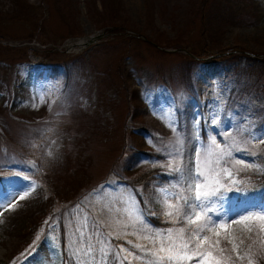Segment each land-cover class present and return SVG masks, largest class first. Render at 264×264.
<instances>
[{"label":"rangeland","instance_id":"1","mask_svg":"<svg viewBox=\"0 0 264 264\" xmlns=\"http://www.w3.org/2000/svg\"><path fill=\"white\" fill-rule=\"evenodd\" d=\"M235 99L245 114L228 108ZM261 137L264 0L0 4V209L21 239L0 264H155L169 244L154 230L188 236L195 213L204 231L184 264L203 259L197 244L221 264H262L264 198L252 180L264 174ZM193 162L222 197V219L187 209L183 197L205 183ZM152 167L169 182L133 187ZM15 180L37 189L29 204L39 207L6 210ZM177 209L178 223L162 222ZM172 235L175 255L183 241Z\"/></svg>","mask_w":264,"mask_h":264},{"label":"snow or ice","instance_id":"2","mask_svg":"<svg viewBox=\"0 0 264 264\" xmlns=\"http://www.w3.org/2000/svg\"><path fill=\"white\" fill-rule=\"evenodd\" d=\"M262 140H264V137H261ZM214 143V140H213ZM241 151H246V150H241ZM228 155H231V153H228ZM246 155H249L246 153ZM254 155V154H251ZM240 163H243V160L240 161ZM249 168L252 167V165H248ZM198 164L197 162H193L192 167L189 169V172L191 173L192 176L201 178L205 181L203 185L201 183L197 182L194 184V187L196 189L194 196L191 198V200L188 197H183L184 203L187 206V209L189 212H191L195 208H202V209H207L210 211V217H215L217 220L222 219L226 214L220 213L217 208L213 207V205L216 204L217 201L221 202L222 205V197L217 194V189L210 188L208 184V178L203 175L202 172L198 171ZM175 174L179 176L181 173V168L176 167L174 170L170 172V174ZM187 174V173H186ZM228 175L231 176V172H228ZM192 186V185H190ZM204 187L205 191H201V188ZM142 215V213H141ZM164 215L171 217L169 221H162L163 223H178V217L180 215L179 209H177L175 215L173 214L172 211L165 212ZM261 219H264V217H260ZM201 219V214L195 213V219H192L189 216H185L184 223L190 224V225H195L194 232L192 234H189L188 236H185V228L184 227H179V228H174V227H167L164 229H155L154 233L155 236H164L167 235L168 239V248H165L163 246V242H161V247L159 251L161 252H168L169 255L167 256H160L157 257L155 264H184L185 260H191L193 256L189 255L188 252L186 251L189 248V244L192 241V236L193 234H198L200 232L204 231V226L197 224V221ZM220 227L226 228L227 225H220ZM176 233V238L180 239L183 241V243L180 246V250L175 252V255H172L173 251L176 249V244L174 243L173 240V233ZM218 235V233H217ZM148 239H153L152 237H148ZM208 236H204V241H208ZM131 243V241H129ZM136 247H139V245H136ZM197 252L195 255L202 256L203 259L199 260V264H221L219 260H214L213 254L211 252H208L207 254L199 252L200 245H196ZM112 255H119V252L112 253ZM73 264H77V262L73 261Z\"/></svg>","mask_w":264,"mask_h":264},{"label":"bare ground","instance_id":"3","mask_svg":"<svg viewBox=\"0 0 264 264\" xmlns=\"http://www.w3.org/2000/svg\"><path fill=\"white\" fill-rule=\"evenodd\" d=\"M8 4V0H0V4ZM22 83L19 84V86ZM21 90H17L16 94L21 93ZM10 194L13 192H20L15 199V201L10 204L9 207L6 208V210L14 211L15 209L24 210L26 213L31 212L34 210L35 207H39L41 204V200L35 201L32 204H29V202L33 199H36L39 196V192L33 185H29V189L26 191H22L21 184L19 181H13L12 184H9L8 187ZM14 194V193H13ZM9 195V193L7 194ZM1 202V201H0ZM6 211L0 209V255H6L9 256L12 253V250L16 247V245L21 241L19 239L16 241V235L12 231L11 228H7L4 224L8 221L11 222L12 220H9L7 216H5L4 213ZM4 247V249H3Z\"/></svg>","mask_w":264,"mask_h":264},{"label":"trees","instance_id":"4","mask_svg":"<svg viewBox=\"0 0 264 264\" xmlns=\"http://www.w3.org/2000/svg\"><path fill=\"white\" fill-rule=\"evenodd\" d=\"M229 53H227L226 55H228ZM227 58H231L229 56H227ZM236 101L230 100L229 101V105L228 108L230 110H234V111H238L239 115H243L245 114L246 111V104H244V106L240 105L237 102V99H235ZM237 106H240V109H238ZM181 116V115H180ZM205 135V134H203ZM253 178L252 180L254 181V185L253 187H256L257 192H259L258 194H260L261 198H264V174H252ZM251 176V175H250ZM168 175L166 173L163 172L162 168H156V167H152L150 168L148 171L143 172L140 176H138L137 178L133 179L131 181V184L133 187H137L138 185H143L145 187V190L148 189V187L146 188V186L153 182L154 180L157 181H162V182H169L168 180ZM257 178L259 180H257ZM138 195H140V193H138ZM140 197V196H139ZM157 225H159L157 223ZM264 264V262L262 263Z\"/></svg>","mask_w":264,"mask_h":264}]
</instances>
